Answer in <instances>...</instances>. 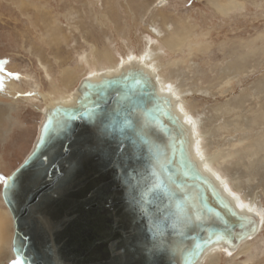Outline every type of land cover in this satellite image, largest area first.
Segmentation results:
<instances>
[{
	"label": "water",
	"instance_id": "1",
	"mask_svg": "<svg viewBox=\"0 0 264 264\" xmlns=\"http://www.w3.org/2000/svg\"><path fill=\"white\" fill-rule=\"evenodd\" d=\"M81 89L78 106L45 117L36 145L9 175L35 162L37 171L47 167L44 180L53 186L65 177L63 191L42 201L32 198L27 179L18 194L3 184L21 264H192L205 242L226 235L233 243L254 231L255 221L238 214L190 163L185 129L154 82L137 74L83 81ZM121 141L124 155L109 162Z\"/></svg>",
	"mask_w": 264,
	"mask_h": 264
},
{
	"label": "rangeland",
	"instance_id": "2",
	"mask_svg": "<svg viewBox=\"0 0 264 264\" xmlns=\"http://www.w3.org/2000/svg\"><path fill=\"white\" fill-rule=\"evenodd\" d=\"M165 20L171 23L169 29L164 27ZM150 24L161 27L160 37L152 34ZM184 25L190 28V38L182 52L173 53L161 40L169 30ZM263 33L264 0H245L244 8L227 16L215 12L207 0H0V112L12 116L0 118V174L9 176L34 148L42 109L66 98L56 90L73 95L84 75L112 72L130 60H141L148 44L153 54L141 62L153 56L151 67L156 74L176 80L173 91L178 93H173L187 118L200 117L194 130L206 132V136L200 135L205 138L206 150L226 156L221 171L235 181L228 180L231 185L227 189L237 192L241 200L245 195L256 197L264 209V150L256 155L247 151V145L264 136V39H258ZM148 37L154 42L148 43ZM253 39L257 48L247 56L245 42ZM92 44L100 51H112L115 63L97 68ZM157 46L163 49L157 50ZM82 53L89 63L81 60ZM66 66L74 68L76 76L68 86L64 82L69 78L61 73ZM246 66L253 67L252 71L242 73ZM181 88L186 89L183 94ZM240 125L244 127L236 129ZM2 191L0 183V208L7 207ZM251 240V264H264V222ZM223 250L221 264L247 260V256L232 259V253ZM7 252L0 261L13 264L17 256L12 253L7 258Z\"/></svg>",
	"mask_w": 264,
	"mask_h": 264
},
{
	"label": "bare ground",
	"instance_id": "3",
	"mask_svg": "<svg viewBox=\"0 0 264 264\" xmlns=\"http://www.w3.org/2000/svg\"><path fill=\"white\" fill-rule=\"evenodd\" d=\"M207 2L213 8V10H215V12H217L221 16H227L230 13H234L235 11L237 12V10L245 7V0H207ZM169 24H171V23H169V21L165 20L164 27L169 29L170 28ZM150 25H151L152 34L154 33L155 37H157V38L160 37L162 32H163V30L160 29L161 27L159 28L158 26H155L152 24H150ZM177 28L175 30L171 29L172 31L169 30V32H168L169 35L164 36L161 40L163 43V46L167 47L168 50L173 51V53L182 52L183 47L185 45H187L186 43L188 42V40L190 38V30H189L190 28L188 29L187 27H185V25L179 29H177ZM148 29H149V27H148ZM152 37H148L149 38L147 40L148 43H150L152 40L154 42V38H152ZM66 38L67 37H65L63 39H66ZM260 38L264 39V33L261 34V37H258V39H260ZM251 42L252 41L247 40L245 42V45H244L248 49L246 52L247 56L250 55L251 52L255 48H257V47L253 46L255 44L254 39H253V42L252 43ZM91 46H93V53H94L93 56H95L94 60H95V64H96L97 68H99L100 64H104L107 62L113 61L115 63V61H114L115 58L113 57L112 51H110L109 49H104L103 51H100L93 44ZM201 46H202V44H201ZM205 46H207V45H205ZM189 47H191V46H189ZM156 48H157V50L163 49V47H158V46ZM200 48L202 49V47H200ZM203 48H205V47H203ZM262 48H260V49H262ZM201 49H199V51H201ZM153 50L154 49L152 47H150L148 44H146L144 46L143 51H142L143 52L142 55L145 57H142L141 60H137V59L130 60L128 63H123L117 70L112 71V72H105L104 71V72L99 73L98 71H96L95 76L84 75L85 77L83 78L82 82L88 81V82L93 83V84H98V83H101L105 79L124 78V77H128L129 75L136 76L137 74H140L144 79H146L150 82H154L157 85V91H158L159 97L161 99H163L168 104V109H169L170 114H172L182 124V126L185 129L184 147H185V152H186L187 158L190 161V163L193 165V167L199 173H201L203 176L207 177L211 181V183L213 184L215 189L219 192V194L228 202V204L238 214L251 217L256 223V228L254 229L253 232L243 234V235H240L238 237H236V235H235V237L233 239V243H231L229 241V239H227L228 237H226V235L225 236L222 235V237H220L218 239H214L212 241L205 242L200 253H199V255L197 256V258L195 259V261L192 264H202L203 262H204V264H206V263H208V264H221V260L219 258V255L221 254V252L224 253L223 248L226 250L225 253L227 255H231V253H232V259H234V258L238 259V258H242L243 256H247V260H244L243 264H251L250 256L252 254V249L254 247V242H252L251 239L254 238V236H256L258 233H260V231L262 229L263 222H264V209L261 207L260 204L256 203V200H255L256 197L254 199V197H252V196L249 197V196L245 195L246 199L241 200L240 196L237 194V192L229 191L228 190L229 188L227 189L226 186L231 185L228 183V180L232 179V184L235 181H234L233 177L229 178L228 175H225L224 172H222L223 170L221 168L223 166H222L221 162L224 163V159L226 158V156L220 155L218 157L217 154H216V156H214L206 150L207 146L205 143V138L200 136V135L206 136V132L203 131L202 133H199L197 131H199L201 129H198V128L196 130H194V126L196 125V122L199 120L200 117L198 118V116H197L198 114H197V115L189 116V118H187L185 113L183 112V110L180 107V104H179L180 99H178L175 96V94L173 93V92H176V91H173V84H175L176 80L170 76H162L160 74H156V72L151 67V64L153 61V59H152L153 56L151 57L150 61H147L144 63L141 62V61H146L147 56L153 54ZM90 56H92V55L90 54ZM81 60L83 62H87V60H88L84 53L81 54ZM60 63H61V61H60ZM87 63H89V62H87ZM114 66H116V64H114L110 67H114ZM252 68L253 67H251V66H249V67L246 66V68L241 70V72L244 71V72L248 73L249 71H252ZM48 71H46V76L49 77ZM74 71H75L74 68H69V66L64 67L63 70L61 71L62 76L64 75L65 78H69V79H67L68 81L64 82V84L66 86L70 85V83L75 80V79L73 80V78H76V76L73 75L75 73ZM82 82H81V84H82ZM81 84L77 83L75 86V88L77 87L75 93L73 95H69V96H67V94L63 93L64 92L63 90H56V91H61L62 95L66 96V98L64 100H61L59 98L58 99L59 101L56 103H49L48 105L46 104L47 108L42 109L44 111L43 112V114H44L43 121L45 120V117L51 111H55L59 107H76V106H78L80 104L82 98H83ZM184 90H186V89L183 88L180 91V94H183ZM176 93H178V92H176ZM8 106H9L10 110L14 109V105L12 103H9ZM228 106L229 105H227V107ZM219 107H221V106H219ZM233 107H236V105H234ZM220 109H222V107ZM230 109H232V108L230 107ZM230 109L228 108L227 110L229 111ZM225 110H223V111H225ZM237 110L238 109H236V111ZM5 112H0V118L3 117L5 114H7L6 115L7 117H12L11 114L8 113V111H7V113H5ZM218 113H219V111H218ZM261 116H262V123H264V111L261 113ZM236 124H238V121L236 122ZM243 127H244L243 125L236 126V129H238V128L242 129ZM245 128H247V127H245ZM234 131H235V128H234ZM39 135H40V133H39ZM198 138H200L201 146H199V147H201V148H199L198 147L199 144H197V140H199ZM37 140H38V138H37ZM36 143H35V145H36ZM247 144H251V143H247ZM238 145L240 146V143ZM238 145H236V146H238ZM260 150H264V136L257 138L250 146L247 145V151L251 152L252 155L258 154ZM31 151H30V153H31ZM215 151H217V150H215ZM237 151H238V149H237ZM30 153H28V155ZM28 155L25 158H27ZM228 156H229V154H228ZM228 156H227V159H228ZM220 159H222L223 161H220ZM250 159H252V158H250ZM252 160L254 161V159H252ZM224 165H225V163H224ZM249 166H250V164H249ZM217 177H219V179H217ZM237 184H235L233 186L239 189ZM3 199H4V197H3ZM4 202H5V200H4ZM241 204L243 205L242 208L239 207V205H241ZM12 219H13V216H12V213H11L8 205H7V207L3 206L2 208H0V256L4 255L6 250H8L7 255H6L7 258L10 257L12 255V253L16 257V253L13 250L14 220L12 222ZM9 220L12 223V230H11V226H10L11 224H10ZM245 228H247V226H245ZM10 231H11V234H10ZM236 231L240 232L243 230L237 228ZM16 259H18V257H16ZM2 263H3V260L0 261V264H2Z\"/></svg>",
	"mask_w": 264,
	"mask_h": 264
},
{
	"label": "snow or ice",
	"instance_id": "4",
	"mask_svg": "<svg viewBox=\"0 0 264 264\" xmlns=\"http://www.w3.org/2000/svg\"><path fill=\"white\" fill-rule=\"evenodd\" d=\"M90 131L92 132L93 135H96L98 139L103 137V132L101 131L100 127L98 125H93L90 126ZM106 143H111L106 141ZM123 142H117L116 148L112 149L108 153V161L112 162V157L117 154V152H120L121 157L124 155V153L121 151ZM93 145L91 142H89L87 151L92 150ZM39 159V158H38ZM48 167H51V164L48 165ZM27 168L29 171L26 174V176L22 177L21 173L24 172V169ZM48 175L47 172V167L43 168V171H37L35 162H28L26 161L24 166L21 168L20 172L13 176H5L0 174V183H3L6 188L9 189L10 192L13 194H18L22 191H24L25 188V180L27 179L30 181L31 185L35 188V191L33 193L32 198L36 199L37 197H40L41 200L43 201L45 198L51 199L54 195H59L63 189L66 187L67 180L65 177H61L59 181L53 184L50 181H45L44 177ZM219 179V177H217ZM43 185V187H41ZM226 186V185H225ZM47 189V191H45ZM31 190V189H30ZM239 207H243V205H239ZM45 220L47 219L46 217L44 218ZM13 264H21V260L17 259L13 261Z\"/></svg>",
	"mask_w": 264,
	"mask_h": 264
},
{
	"label": "flooded vegetation",
	"instance_id": "5",
	"mask_svg": "<svg viewBox=\"0 0 264 264\" xmlns=\"http://www.w3.org/2000/svg\"><path fill=\"white\" fill-rule=\"evenodd\" d=\"M151 141L153 142H160L159 135L155 133L150 134Z\"/></svg>",
	"mask_w": 264,
	"mask_h": 264
}]
</instances>
